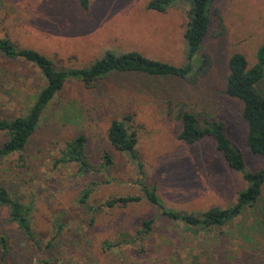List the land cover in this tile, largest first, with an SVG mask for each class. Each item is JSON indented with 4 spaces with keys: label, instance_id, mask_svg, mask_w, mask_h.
Segmentation results:
<instances>
[{
    "label": "rangeland",
    "instance_id": "374dc122",
    "mask_svg": "<svg viewBox=\"0 0 264 264\" xmlns=\"http://www.w3.org/2000/svg\"><path fill=\"white\" fill-rule=\"evenodd\" d=\"M149 1L90 0L89 9H83L78 0H0V36L39 50L58 66L86 67L108 50H137L152 59L184 64L188 6L182 3L158 12L148 9ZM213 10L222 20L214 16L202 47L211 57L209 74L197 84L176 81L181 88L177 100L170 103L154 92L140 91L130 76H108L91 89L80 80H69L25 150L0 157V183L12 196L33 204L32 225L38 236L50 241L58 227L55 222L64 225L62 235L51 240L57 245L42 250L10 221L8 209L0 207V236L8 242L3 258L0 250L1 264L46 260V264H264V193L255 208L230 223L195 234L148 201L136 183L135 164L107 140L111 121L131 115L146 182L169 208L202 213L236 202L246 187L241 173L229 166L212 137L196 144L181 140L177 114L183 103L202 121H224L231 141L244 152L248 169L264 167V157L247 147L241 102L225 93L230 56L244 54L253 65L264 45V0H216ZM1 75L5 83L0 87V116L25 113L23 98L28 95L31 103L44 85L39 70L0 54ZM258 89L264 95V78ZM81 134L88 139L86 153L92 162L102 163L103 152H111L110 170L82 174L76 163L55 165L67 141ZM7 137L0 131V145ZM90 183H94L89 201L93 210L79 202ZM128 195L141 200L105 206L114 196ZM145 219L154 221L147 236L139 233ZM122 233L134 241L107 248L105 242H120Z\"/></svg>",
    "mask_w": 264,
    "mask_h": 264
},
{
    "label": "trees",
    "instance_id": "16d2710c",
    "mask_svg": "<svg viewBox=\"0 0 264 264\" xmlns=\"http://www.w3.org/2000/svg\"><path fill=\"white\" fill-rule=\"evenodd\" d=\"M215 1L150 0L148 2V9L158 12H165L182 3L188 6V22L184 33L187 52L186 61L182 65L152 59L137 50L122 53L108 50L102 58L86 67L58 66L39 50L22 47L7 35L0 36V54L4 58L34 65L44 79V85L36 91L31 103L27 98L28 95L23 98L25 113L13 118L0 116V131L8 135L0 145V157H8L25 150L29 140L38 129L45 111L69 80H80L86 88L91 89L102 78L113 75L130 76L136 78L140 91L154 92L160 98L169 99L170 103L177 100L181 95V88L175 84L176 81L197 84L209 74L211 57L208 53L202 52V47L205 38L210 33L214 16L222 20L218 10H213ZM78 3L83 9L90 7V0H78ZM256 58V62L250 65L244 54L235 53L230 56L225 93L242 104L241 116L247 124L246 144L249 151L254 155L264 157V95L258 89V84L264 78V45L258 49ZM2 76H0L1 88L5 83ZM177 118L182 125L179 138L188 144H196L207 137H212L216 142V149L223 154L229 166L241 173L246 187L239 192L236 202L226 208L215 206L202 213H193L167 207L156 188L149 186L146 182L145 166L138 152L139 138L133 127L132 116L125 115L115 118L107 130V140L114 149L128 155L135 164L134 167L138 174L136 183L145 192L148 201L171 220H178L185 224L187 229L195 234L202 230L209 231L224 226L246 210L255 208L264 193V167L257 170L248 169L244 152L231 141L226 123L216 118H206L202 121L196 112L186 109L183 103L179 105ZM87 143L88 139L83 134L67 141L61 156L55 160V165L76 163L82 174L110 170L114 165L111 152L105 150L101 157L102 163L96 164L86 153ZM93 184L87 185L79 197L81 205L90 210H93L89 205L94 190ZM140 200V196L134 195L114 196L105 202V206L110 208L127 206ZM0 207L8 209L10 221L16 222L36 247L49 251L57 245L58 242H51V240L62 235L64 230L62 222L60 223L59 220L55 222L58 227L54 229L51 240L44 242L32 225L33 204L23 203L12 196L2 183H0ZM262 209L264 211V207ZM153 228L154 221L145 219L139 233L147 236ZM122 234L124 236L120 242H105L107 248L111 249L134 241V237H129L127 233ZM0 250L3 258L8 251L5 235L0 236ZM40 260V263L44 262ZM192 264H202V262L195 261Z\"/></svg>",
    "mask_w": 264,
    "mask_h": 264
}]
</instances>
